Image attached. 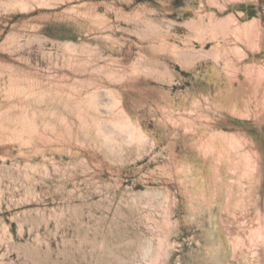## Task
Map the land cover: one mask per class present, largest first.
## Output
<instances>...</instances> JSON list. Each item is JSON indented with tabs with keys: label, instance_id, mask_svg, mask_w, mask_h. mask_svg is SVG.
<instances>
[{
	"label": "rangeland",
	"instance_id": "rangeland-1",
	"mask_svg": "<svg viewBox=\"0 0 264 264\" xmlns=\"http://www.w3.org/2000/svg\"><path fill=\"white\" fill-rule=\"evenodd\" d=\"M230 14L264 31V0H0V264H245L216 130L258 152L264 212V123L227 108L264 48L216 36Z\"/></svg>",
	"mask_w": 264,
	"mask_h": 264
},
{
	"label": "bare ground",
	"instance_id": "bare-ground-1",
	"mask_svg": "<svg viewBox=\"0 0 264 264\" xmlns=\"http://www.w3.org/2000/svg\"><path fill=\"white\" fill-rule=\"evenodd\" d=\"M229 25L232 27L229 28ZM214 28L216 36L228 32L231 33L229 35H235L238 41L245 45L246 52L255 53L264 48V31L259 20L253 19L251 22L240 24L238 18L230 14L224 19L216 20ZM233 47L230 49L235 51L240 61L247 56L241 48ZM218 57L219 53L216 52V59ZM234 70L236 72L229 79V88L233 89L236 83L239 89L235 97L228 99V113L244 120H253L257 125L264 123V69L249 62L242 67L241 72L238 66H235ZM209 145H202L203 153L205 150L208 152V148L209 151L214 149L212 144ZM215 151L216 191L219 187L218 172L225 168L228 173L226 182L229 189L223 205L224 209L227 208L224 231L229 235L233 255L245 264H264V212L256 208L252 217L248 208L251 203L250 187L256 177L259 163L258 152L248 143L246 137L238 134L227 135L221 130H216ZM233 188L236 193L231 200L229 194Z\"/></svg>",
	"mask_w": 264,
	"mask_h": 264
}]
</instances>
